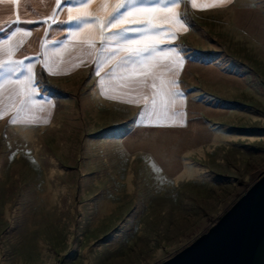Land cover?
I'll return each mask as SVG.
<instances>
[{
  "label": "rangeland",
  "instance_id": "1",
  "mask_svg": "<svg viewBox=\"0 0 264 264\" xmlns=\"http://www.w3.org/2000/svg\"><path fill=\"white\" fill-rule=\"evenodd\" d=\"M74 3L0 4V60H23L0 68V264H158L264 174V0H182L159 48L186 58L147 77L102 51L119 40L71 35Z\"/></svg>",
  "mask_w": 264,
  "mask_h": 264
},
{
  "label": "snow or ice",
  "instance_id": "2",
  "mask_svg": "<svg viewBox=\"0 0 264 264\" xmlns=\"http://www.w3.org/2000/svg\"><path fill=\"white\" fill-rule=\"evenodd\" d=\"M92 0H77V3L81 6L76 9L77 15H69L68 19L70 21H83L82 28L91 27L93 25L99 28L101 33V41L118 39L114 37L111 33H108V29L116 28L122 32H133L139 35L127 40H120L115 51L111 48L103 49L106 53H111L112 56L119 55L120 52H125L126 55L120 58L119 63L125 66L132 65L133 71H135V66L140 65L143 68L148 69L147 72L141 71L139 75L147 77L153 68L156 67L155 62L159 59H167L169 54H173L177 57L182 66L183 60L186 57H181L179 53H176L174 49H160L159 45L164 41L159 39L162 33L166 29L157 24L156 21L161 18H165L169 21V28L167 29V35L172 39L175 38V33L171 31L172 27L185 28V21L181 14L177 11L180 7L182 0H119L118 3L111 9L107 11V3L102 5V10L106 12L105 16L94 15L87 9L90 7ZM192 8H197L200 5L197 4L196 0H191ZM69 13L73 11L72 8L68 9ZM184 15H187L185 12ZM18 21H11V23H17ZM31 22V21H29ZM55 23V20H53ZM124 25H132L125 27ZM81 29L73 30L72 36L79 34ZM107 33V35H105ZM9 39V37H5ZM91 44V42H90ZM94 46V45H91ZM104 59H109L106 55ZM102 61L98 60V66ZM23 60H14L9 57L6 60H0V68H4L5 65H22ZM45 67H47V62H45ZM10 73H15L18 71L17 67H11L8 69ZM14 82L12 76H6L3 81H0V88L6 84H12ZM34 73L33 66H27V75L21 76L15 80V84L18 86L19 94L25 99L21 100V105H27L29 103L34 104L35 101L32 100L35 89L33 84ZM171 83L175 85V80H171ZM163 84V81H162ZM153 88L156 87L155 84L152 85ZM147 100V97H145ZM152 103L155 105L156 100L154 99ZM22 111L23 109H18ZM10 122L15 123V118ZM28 122H35L34 120H29Z\"/></svg>",
  "mask_w": 264,
  "mask_h": 264
},
{
  "label": "water",
  "instance_id": "3",
  "mask_svg": "<svg viewBox=\"0 0 264 264\" xmlns=\"http://www.w3.org/2000/svg\"><path fill=\"white\" fill-rule=\"evenodd\" d=\"M158 264H264V174L207 231Z\"/></svg>",
  "mask_w": 264,
  "mask_h": 264
},
{
  "label": "crops",
  "instance_id": "4",
  "mask_svg": "<svg viewBox=\"0 0 264 264\" xmlns=\"http://www.w3.org/2000/svg\"><path fill=\"white\" fill-rule=\"evenodd\" d=\"M226 0H196L198 5H208V4H216V3H220ZM118 1L116 0H92L90 7L87 9L88 11L92 12L93 14H98V16H105L106 12L102 10V5L107 3L108 8L107 11H110L117 3ZM0 4L6 6V0H0ZM81 5L78 3H74L72 5H70L69 8H72L73 11L70 14H78L76 9L79 8ZM178 11V10H177ZM169 23L168 20H166L165 18H161L158 19L156 21V23ZM83 25V21H80L78 27H75L74 29H72L71 33L73 32V30L76 29H81L79 31V34L76 35V37H82V38H94L96 37L98 34H100L99 28L95 25L91 26V27H87V28H82ZM126 27V26H125ZM164 27V26H163ZM3 28L4 33H2L0 40L3 38V40L0 41V45L2 44V46H6V14L3 15L0 18V30ZM173 28V27H172ZM2 31V32H3ZM113 32L111 33L114 37H117V40H127L133 37H136L138 35H136V33H130V32H122L119 31L117 29H113ZM1 32V31H0ZM165 33V32H164ZM164 33L161 34V36L159 38H161Z\"/></svg>",
  "mask_w": 264,
  "mask_h": 264
},
{
  "label": "trees",
  "instance_id": "5",
  "mask_svg": "<svg viewBox=\"0 0 264 264\" xmlns=\"http://www.w3.org/2000/svg\"><path fill=\"white\" fill-rule=\"evenodd\" d=\"M47 81V80H46Z\"/></svg>",
  "mask_w": 264,
  "mask_h": 264
}]
</instances>
